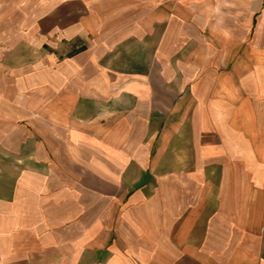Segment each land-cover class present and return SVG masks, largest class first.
I'll use <instances>...</instances> for the list:
<instances>
[{"label":"crops","instance_id":"crops-1","mask_svg":"<svg viewBox=\"0 0 264 264\" xmlns=\"http://www.w3.org/2000/svg\"><path fill=\"white\" fill-rule=\"evenodd\" d=\"M0 264H264V0H0Z\"/></svg>","mask_w":264,"mask_h":264}]
</instances>
